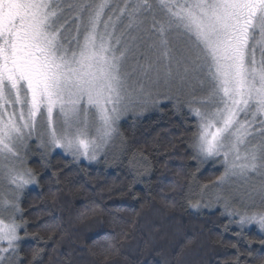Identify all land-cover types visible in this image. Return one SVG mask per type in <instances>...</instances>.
Here are the masks:
<instances>
[{"label": "snow or ice", "instance_id": "snow-or-ice-1", "mask_svg": "<svg viewBox=\"0 0 264 264\" xmlns=\"http://www.w3.org/2000/svg\"><path fill=\"white\" fill-rule=\"evenodd\" d=\"M162 90L187 108L192 158L222 166L189 206L219 205L224 231L264 235V0H0V264H23L30 141L76 161L107 157L121 117ZM146 161L129 159L134 177Z\"/></svg>", "mask_w": 264, "mask_h": 264}, {"label": "trees", "instance_id": "trees-1", "mask_svg": "<svg viewBox=\"0 0 264 264\" xmlns=\"http://www.w3.org/2000/svg\"><path fill=\"white\" fill-rule=\"evenodd\" d=\"M192 123L186 107L165 102L120 124L117 161L88 165L59 153L31 161L37 187L20 196L23 264H264V236L249 229L237 237L234 224L224 231L222 209L189 206L198 199L190 189L221 173L192 158ZM133 155L147 158V175L134 177ZM134 178L140 182L129 190ZM35 250L42 251L33 262Z\"/></svg>", "mask_w": 264, "mask_h": 264}, {"label": "rangeland", "instance_id": "rangeland-1", "mask_svg": "<svg viewBox=\"0 0 264 264\" xmlns=\"http://www.w3.org/2000/svg\"><path fill=\"white\" fill-rule=\"evenodd\" d=\"M166 95L172 96V98H166ZM180 99L183 100L184 97L182 96ZM165 102L175 104V106H178L180 108V106L178 105V102H177L174 94L173 93H166L164 90H162L160 95L156 97L155 102L150 103L147 106L146 109H144L142 111L141 110H137L136 112H128L124 116H122L121 119L118 121V130H119L120 124L124 120H126L127 118H129V117H143V116H145L147 114H151V113L155 112L157 110V108L161 104H163ZM121 146H122L121 138H120V136H118L116 141H115V145L108 150L107 157L101 156L98 160L92 161V162H89L88 160H84L82 158L79 161H76V160L73 159V157L71 155L64 153L62 149L46 150V149L40 147L38 145V142L35 139H33L32 141H30L29 147L26 150V153L22 150V155L24 156V165L23 166L25 168H27V169H31L32 170V167H31V164H30L31 161H33L34 159H37V158L38 159L42 158L43 160H45L49 155H53V154H56V153L64 155L65 157L71 159L75 163H86L88 165H97L102 160H107L108 162L109 161L112 162V161H115V160L117 161V160L120 159V156H121ZM211 163L214 164L212 161H208V162H205L203 164L205 166H207V165H210ZM213 166L216 167L217 169H219L220 171H222V166L221 165L214 164ZM32 172H33V170H32ZM36 187H37V183L36 184H32V185H27L22 190V193L27 191V190L35 189ZM7 194H8L7 184H6L5 181L0 180V197H2L4 195H7ZM216 209H222V208L219 205H213L212 208H205V210L209 211V212L215 211ZM249 229L250 230L254 229L260 234V232L256 229L255 226H252L251 228H245L244 231L249 230ZM262 236H264V235H262Z\"/></svg>", "mask_w": 264, "mask_h": 264}]
</instances>
